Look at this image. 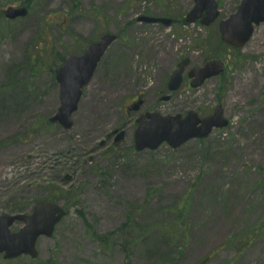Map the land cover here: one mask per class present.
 I'll use <instances>...</instances> for the list:
<instances>
[{"label": "rangeland", "instance_id": "rangeland-1", "mask_svg": "<svg viewBox=\"0 0 264 264\" xmlns=\"http://www.w3.org/2000/svg\"><path fill=\"white\" fill-rule=\"evenodd\" d=\"M20 2L0 0V214L45 201L66 215L51 238L38 239L36 259L0 262L264 264V23L232 50L219 46L217 23H136L180 18L193 0H35L24 19L7 23L4 11ZM240 2L218 0L220 18ZM106 33L117 40L83 90L73 127L50 124L57 69ZM183 58L190 67L219 58L227 70L197 90L185 80L159 102ZM141 94L142 113L206 118L221 104L229 125L176 150L136 153L124 109ZM116 129L125 140L113 152L105 142Z\"/></svg>", "mask_w": 264, "mask_h": 264}, {"label": "water", "instance_id": "water-1", "mask_svg": "<svg viewBox=\"0 0 264 264\" xmlns=\"http://www.w3.org/2000/svg\"><path fill=\"white\" fill-rule=\"evenodd\" d=\"M194 4L181 23L190 25L199 22L203 26H208L218 17L215 0H194ZM25 13L24 10L9 9L5 15L8 19H14L18 16L24 17ZM137 21L144 24H161L165 27L174 22L168 18L145 16L138 17ZM261 22H264V0H242L236 14L219 23L221 41L229 46L241 48L252 35V25H259ZM114 41L115 36L105 35L97 43L91 44L84 55L71 56L63 62L56 73L60 89V107L50 119L51 123H59L65 130L72 127L71 115L77 109L81 90L88 85L101 57ZM187 65V59L177 65V70L172 73L168 83L169 91H176L180 87L182 73ZM223 73L224 65L220 61L207 62L203 67L189 71L190 87L196 89L206 80ZM137 123L138 127L134 134L136 151L155 150L163 142L175 149L191 139L208 137L214 128L222 129L228 125L227 120L223 118L221 106H217L213 114L203 120L198 119L193 112H189L184 119L179 116L161 117L151 113L138 119ZM121 137L122 133L117 137V141ZM64 215L60 207L40 202L34 206L31 214L0 216V253L5 252V259L22 254L35 258L36 239L39 236L50 237L55 225ZM15 222L23 223L24 227L11 234L8 228Z\"/></svg>", "mask_w": 264, "mask_h": 264}, {"label": "flooded vegetation", "instance_id": "flooded-vegetation-1", "mask_svg": "<svg viewBox=\"0 0 264 264\" xmlns=\"http://www.w3.org/2000/svg\"><path fill=\"white\" fill-rule=\"evenodd\" d=\"M34 2V0H21V2L19 3V4H14V5H12V6H10V7H12V8H16V9H19V8H26V10H28L29 11V9H30V6H31V4ZM17 21V20H16ZM12 22H15V21H12ZM164 89V88H163ZM165 93H164V91H161V95H160V97L162 96V95H164ZM142 96V95H141ZM162 98V97H161ZM171 99H172V97H171ZM171 99L169 100V102L171 101ZM142 100H143V103H144V97L142 96ZM135 101H133V102H131V104L130 105H127V109H126V111H127V115L131 118V117H136V115H137V113H139L140 111H141V109H142V107H143V105H142V107L137 111V112H133V111H129V109L134 105L133 103H134ZM143 114H145V113H142V112H140V114H138V116H142ZM115 131H117V133H114ZM123 132L124 133V140H125V132L123 131V130H121V129H116V130H114V131H112L108 136H107V141L105 142V143H109V145H110V148L112 149V151H117V148L116 147H114L115 146V144H114V140H115V138H116V136H117V134L119 133V132ZM105 143H103V145H105ZM112 143V144H111ZM1 256V255H0ZM0 264H2V263H0Z\"/></svg>", "mask_w": 264, "mask_h": 264}, {"label": "bare ground", "instance_id": "bare-ground-1", "mask_svg": "<svg viewBox=\"0 0 264 264\" xmlns=\"http://www.w3.org/2000/svg\"><path fill=\"white\" fill-rule=\"evenodd\" d=\"M80 130H81V128H80Z\"/></svg>", "mask_w": 264, "mask_h": 264}]
</instances>
